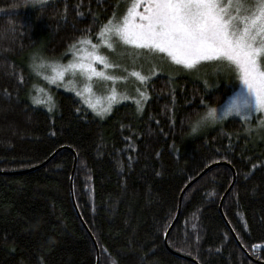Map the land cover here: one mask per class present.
<instances>
[{
	"label": "trees",
	"instance_id": "trees-1",
	"mask_svg": "<svg viewBox=\"0 0 264 264\" xmlns=\"http://www.w3.org/2000/svg\"><path fill=\"white\" fill-rule=\"evenodd\" d=\"M24 3L0 0V264H96L94 242L98 264H264V137L236 118L190 134L201 100L221 104L231 85L157 75L142 107L120 104L103 120L60 91L53 112L33 107L30 52L65 59L118 0L13 11ZM222 162L236 173L222 203L231 230L219 202L232 171L218 164L185 191L165 241L181 191Z\"/></svg>",
	"mask_w": 264,
	"mask_h": 264
},
{
	"label": "snow or ice",
	"instance_id": "snow-or-ice-1",
	"mask_svg": "<svg viewBox=\"0 0 264 264\" xmlns=\"http://www.w3.org/2000/svg\"><path fill=\"white\" fill-rule=\"evenodd\" d=\"M47 2L25 0L31 5ZM141 7L143 11H138ZM97 36L99 44L91 39L79 41L81 47L74 54L75 59L52 68V83L69 74L74 79L84 78V92H91L93 77L113 82L122 79L106 74L96 64H102L104 69L115 67L101 54L102 46L112 50L133 46L135 50H147L153 59L162 60L166 56L186 69L209 65L217 73L238 74L239 90L226 110L224 105L208 107L201 100L207 108L203 114L210 118V123L223 121L231 112L241 115L247 124L253 113H264V0H131L125 14L109 17ZM131 75L141 81L146 79L135 71ZM84 92L77 91L76 95L83 96ZM141 96L146 98L145 93ZM109 99L115 101V90ZM47 102L51 112L56 107L51 95L47 96ZM203 114L193 126L200 124L202 129L210 124ZM257 127H264V117H260ZM168 230L166 227L165 232Z\"/></svg>",
	"mask_w": 264,
	"mask_h": 264
},
{
	"label": "rangeland",
	"instance_id": "rangeland-1",
	"mask_svg": "<svg viewBox=\"0 0 264 264\" xmlns=\"http://www.w3.org/2000/svg\"><path fill=\"white\" fill-rule=\"evenodd\" d=\"M54 0H48L47 3ZM131 0H118L116 11L111 16H121L125 14L126 9L130 6ZM41 5H31L30 3H24L21 7L13 11L27 12ZM138 11H143V8H138ZM91 39L93 43L99 44V38L97 34L95 37H87L81 40ZM79 40V41H81ZM75 43L67 51L65 59H49L42 55L39 49H35L30 52L29 56L25 60L27 69L32 76V83L28 92V103L37 108H41L49 112V105L47 102V96L51 95L55 101V93L57 91L68 93L78 99L81 104L86 107L97 119L103 120L111 114L113 109L120 104L131 103L137 108L143 106L144 102L148 98L146 86L148 82L157 75L171 76L180 73H187L193 79H201L204 83H207V79L216 80L217 82L226 81L231 85V92L226 99L213 108H219L224 105L227 109L231 98L239 90V78L238 74L227 76L224 73H217L212 66L205 65L198 69H186L183 65H175L166 56L164 59H153L147 50H135L133 46H126L116 48L115 50L103 47L101 54L108 57L109 61L115 65L113 68L104 69L102 64L97 63L98 69L104 70L106 74L114 77L122 78L113 81H100L93 77L92 91L84 92V78L74 79L71 75L66 74L63 80L57 79L55 83H52L54 73L53 67L67 65L70 61L75 59L76 51L81 47V44ZM87 47V46H85ZM138 72L140 76L145 77L144 81H141L138 77L132 76V72ZM205 79V80H204ZM228 80V81H227ZM231 82V83H230ZM208 85V84H207ZM113 90L116 93L115 101L109 99ZM84 92L83 96H77L76 92ZM141 93L146 94V98L141 96ZM35 101H43V103H34ZM139 101V103H137ZM56 109L53 108L51 112ZM218 115L220 113L218 112ZM260 117H264V113H253L252 118L246 124L241 115L229 113V115L223 120L216 123H210L208 126L202 128L205 130L214 126L222 124L228 119L236 118L242 121L244 124V134L251 139L260 140L264 137V127H257ZM246 128L248 129L246 131ZM201 129V130H202Z\"/></svg>",
	"mask_w": 264,
	"mask_h": 264
},
{
	"label": "water",
	"instance_id": "water-1",
	"mask_svg": "<svg viewBox=\"0 0 264 264\" xmlns=\"http://www.w3.org/2000/svg\"><path fill=\"white\" fill-rule=\"evenodd\" d=\"M54 155V154H53ZM52 155V156H53ZM73 155H74V166H75V163H76V156H75V153L73 152ZM51 156V157H52ZM50 157V158H51ZM50 158L49 159H47L42 165H44L47 161H49L50 160ZM218 164H224V165H227V166H229L230 167V169H231V171H232V182H231V184H230V186H229V188L227 189V192L222 196V198H221V200H220V202H219V212L221 213V215L223 216V212H222V203H223V200H224V198H225V196L227 195V193L231 190V188H232V186H233V184H234V182H235V178H236V173H235V171H234V169H233V167H231L229 164H226L225 162H222V163H215V164H212V165H210V166H208L207 168H205L196 178H194L192 181H190L185 187H184V189L181 191V194H180V196H179V203H178V208H177V213H176V216H175V218H174V221L172 222V224H171V226L169 227V230L167 231V233H166V235H165V241H166V237H167V235H168V232L171 230V228H172V226L174 225V223H175V221H176V219H177V217H178V214H179V211H180V208H181V200H182V196H183V194L185 193V191L194 183V182H196L198 179H200L210 168H212V167H214L215 165H218ZM42 165H40V166H42ZM39 166V167H40ZM74 166H73V170H72V173H71V176H70V196H71V201H72V204H73V206H74V209H75V211L78 213V211H77V208H76V204H75V201H74V194H73V185H72V178H73V171H74ZM225 220V219H224ZM225 223L227 224V222H226V220H225ZM228 225V224H227ZM228 227H229V229H230V226L228 225ZM231 230V229H230ZM232 233H233V231H231ZM234 237H235V235H234ZM236 238V237H235ZM236 241H237V239H236ZM94 245H95V248H96V259L98 260V258H99V256H98V249H97V246H96V243L94 242Z\"/></svg>",
	"mask_w": 264,
	"mask_h": 264
},
{
	"label": "clouds",
	"instance_id": "clouds-1",
	"mask_svg": "<svg viewBox=\"0 0 264 264\" xmlns=\"http://www.w3.org/2000/svg\"><path fill=\"white\" fill-rule=\"evenodd\" d=\"M203 115H204L206 121L210 123L211 120H210V118H207L206 113L203 114ZM201 127H202V125H200V124H197L195 126L192 125L191 128H190V134L191 135H196L201 130Z\"/></svg>",
	"mask_w": 264,
	"mask_h": 264
},
{
	"label": "bare ground",
	"instance_id": "bare-ground-1",
	"mask_svg": "<svg viewBox=\"0 0 264 264\" xmlns=\"http://www.w3.org/2000/svg\"><path fill=\"white\" fill-rule=\"evenodd\" d=\"M74 160H75V159H74ZM210 169H211V168H210ZM228 188H229V187H228ZM226 192H227V190H226ZM226 192H225V193H226ZM225 193H224V194H225ZM224 194H223V195H224ZM227 194H228V193H227ZM181 203H182V201H181ZM220 214H221V213H220ZM222 217L224 218V216H222ZM224 219H225V218H224ZM224 221H225V220H224ZM166 241H167V240H166ZM98 256H99V253H98ZM98 263H99V258H98V260L96 259V264H98Z\"/></svg>",
	"mask_w": 264,
	"mask_h": 264
}]
</instances>
